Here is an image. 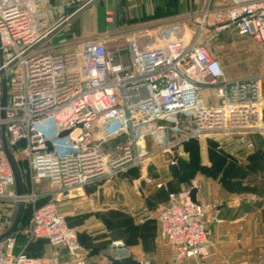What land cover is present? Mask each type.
Returning <instances> with one entry per match:
<instances>
[{
  "label": "built area",
  "instance_id": "built-area-1",
  "mask_svg": "<svg viewBox=\"0 0 264 264\" xmlns=\"http://www.w3.org/2000/svg\"><path fill=\"white\" fill-rule=\"evenodd\" d=\"M78 1L0 0V233L10 225L18 201L32 206L24 244L15 252L13 237L2 241L0 264H41L24 251L37 239L66 249L65 264L85 263L77 231L58 204H38L46 193L34 187L42 180L66 194L144 166L153 154L145 149L146 135L153 137L156 152L173 154L188 139L207 134L231 136L251 149V136L264 131V77L226 78L219 59L197 42L203 32L212 38L232 29L264 43V0H226L215 10L208 2L189 41L181 24L162 27L144 45L130 34L121 48L127 57L110 50L101 37L62 39L59 46L73 42L75 48L51 52L49 40L61 37L91 0L69 12ZM111 15L107 12V20ZM121 133L126 141L106 153L102 143ZM3 139L17 162H24L29 192H15ZM177 161L171 158L169 165ZM193 187L194 180L156 207L158 238L178 264H205L214 254L207 212L221 203L193 200ZM139 188L135 183L134 190Z\"/></svg>",
  "mask_w": 264,
  "mask_h": 264
},
{
  "label": "crops",
  "instance_id": "crops-1",
  "mask_svg": "<svg viewBox=\"0 0 264 264\" xmlns=\"http://www.w3.org/2000/svg\"><path fill=\"white\" fill-rule=\"evenodd\" d=\"M68 1L49 0V3ZM84 2L79 0L69 12ZM208 2L212 10L226 4V0H91L74 14L61 37L53 36L49 40L50 51L57 53L75 48L73 42L59 46L62 39L79 41L101 37L110 50H120L127 57L126 49L121 48L128 35L138 36L140 44L144 45L162 27L199 17ZM190 10L192 12H185ZM107 12L112 13L110 20H107ZM207 33L209 37L211 32ZM251 137L253 140L255 136ZM234 141L236 146L248 149L235 138ZM183 144L174 152L187 156L184 161L192 171L190 178L181 181L173 177L168 169L169 160L163 164L170 154L156 152L153 137L146 135L145 149L153 154L144 166H134L114 178L63 193L66 215L75 225L78 241L84 249V264H110L113 258L128 257L140 264L144 261L178 264L158 238L156 207L167 202L169 192L186 188L192 180L197 189V200L208 204L221 203L207 212V217L213 219L211 241L214 254L205 264H264L263 188L255 187L253 174L248 168L250 163L242 150L234 145L232 155L224 156L205 144L188 150ZM193 152L197 154V161L192 166L190 155ZM148 162L155 168L151 174L148 173ZM159 182L163 183L161 187L156 186ZM135 183L139 184V191L134 190ZM26 189L27 192L31 190L28 181ZM34 190L46 193L41 199L51 194L36 187ZM111 223L120 224L119 228L115 230L109 226ZM15 243L14 251L17 252L21 246L18 240ZM27 255L41 264H55L54 258L57 264H65L70 258L66 249L45 240L31 242Z\"/></svg>",
  "mask_w": 264,
  "mask_h": 264
},
{
  "label": "rangeland",
  "instance_id": "rangeland-1",
  "mask_svg": "<svg viewBox=\"0 0 264 264\" xmlns=\"http://www.w3.org/2000/svg\"><path fill=\"white\" fill-rule=\"evenodd\" d=\"M183 9H181L182 12ZM184 12V11H183ZM185 12H192L185 11ZM199 17H191L190 19L182 20L180 23L185 30V39L187 41L194 38L196 35V26ZM209 33L203 32L201 36L197 38V42H203L206 44L210 52L213 53L215 57L221 60V64L224 70L226 78L234 79L243 76H263L264 77V43L255 42L250 38L238 36L234 30L227 29L221 32L219 35L212 38L207 37ZM206 40V41H204ZM262 85H264V80L262 79ZM206 95V92H202ZM108 135V134H107ZM255 136V137H254ZM254 146L251 149H243L241 146L237 145L241 150L244 158L249 161V170L253 174V182L255 187L263 188L261 194H264V131L253 135ZM127 136L125 133L118 134L116 136H111L102 143L104 151L108 154H113L117 146L125 142ZM189 140V139H188ZM234 138L226 135L218 134H207L200 138H195L186 141L182 146L185 148L199 147L200 145H206L210 148H215L216 151L224 156H231L232 146H236ZM236 146V147H237ZM169 155V154H168ZM171 155V156H170ZM169 156L165 157L164 165L171 158H176L177 160L186 158L187 156L183 153L173 152ZM220 155V156H222ZM190 164L193 166L194 161H197V154L192 153L190 155ZM195 159V160H194ZM147 162V161H146ZM146 164V163H145ZM148 173L150 174L155 171L151 162H148ZM136 167H142V164ZM124 173V172H123ZM121 173V174H123ZM119 174V175H121ZM114 178V177H113ZM109 179V178H108ZM105 180V179H104ZM44 183V184H41ZM190 184V181H189ZM189 186V185H188ZM187 186V187H188ZM43 191L51 192L50 195L46 197L47 200L55 201L60 210L66 215V200L63 193L59 192L56 188L57 185L45 179L35 186ZM259 189V188H258ZM31 210L32 206L28 205L25 207V212L16 228L17 232L14 234V244L15 241L20 238V234L25 233L31 226ZM14 217V215H13ZM80 219V218H79ZM69 224L75 228L73 222L68 219ZM103 221V220H102ZM120 224L111 223L109 226H113L116 230L119 228ZM16 237V238H15ZM16 239V240H15ZM15 249V245H14Z\"/></svg>",
  "mask_w": 264,
  "mask_h": 264
},
{
  "label": "water",
  "instance_id": "water-1",
  "mask_svg": "<svg viewBox=\"0 0 264 264\" xmlns=\"http://www.w3.org/2000/svg\"><path fill=\"white\" fill-rule=\"evenodd\" d=\"M1 58L2 57H1V53H0V62H1ZM2 90H3L2 104H4L5 99H6V84L4 82H3ZM67 132L68 131H63L61 135H65V134H67ZM3 150L5 152V155H6L8 162L10 164V167L13 171L14 180H15V192L17 195H21L24 193L23 178H22L21 170H20V167L18 165L16 158L8 149L7 144H6L4 139H3ZM168 169H169V171L173 177H176L181 181L183 179L190 178L192 175V171L187 167V163L183 159H179L176 163L170 164L168 166ZM196 192H197V189L195 187H193L191 189V198L193 200L196 199ZM23 208H24V203L22 201H18V203L15 206L14 217H13L10 225L8 226V228L5 231L0 233V243L2 241L12 237V235L14 234V232L18 226V223L21 219Z\"/></svg>",
  "mask_w": 264,
  "mask_h": 264
},
{
  "label": "trees",
  "instance_id": "trees-1",
  "mask_svg": "<svg viewBox=\"0 0 264 264\" xmlns=\"http://www.w3.org/2000/svg\"><path fill=\"white\" fill-rule=\"evenodd\" d=\"M236 33V32H235ZM239 36V35H238ZM243 37V36H242ZM192 139H195V138H190L189 140H192ZM189 140H187V141H189ZM186 142V141H185ZM184 142V143H185ZM18 165H19V167H20V169H21V172H22V178H23V189H24V191H27V189H26V183H27V177H26V174L23 172V170H24V162H18ZM46 201V199H41V200H39L38 201V204H40V203H42V202H45ZM26 206H28V204H25L24 205V208H23V212H22V215H21V218H22V216H23V214H24V212H25V207ZM21 220V219H20ZM20 222V221H19ZM19 224V223H18ZM69 224V223H68ZM16 232H17V230H15V232H14V234H16ZM14 234L12 235V237L14 236ZM37 240H45V239H37ZM37 240H35V241H37ZM45 241H47V240H45ZM24 242H25V233H22V234H20V238L18 239V244H19V246H21L22 244H24ZM32 242H34V241H32ZM30 244L31 243H29L27 246H26V248H25V253L27 254V251H28V248H29V246H30ZM110 264H140L139 262H137L136 260H134V259H132V258H130V257H128V258H121V259H118V258H116V259H111V263Z\"/></svg>",
  "mask_w": 264,
  "mask_h": 264
}]
</instances>
